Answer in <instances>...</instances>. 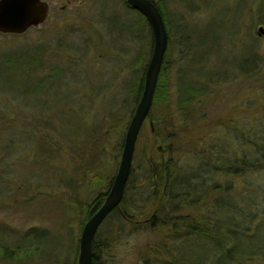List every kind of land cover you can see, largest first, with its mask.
<instances>
[{
    "label": "rangeland",
    "instance_id": "obj_1",
    "mask_svg": "<svg viewBox=\"0 0 264 264\" xmlns=\"http://www.w3.org/2000/svg\"><path fill=\"white\" fill-rule=\"evenodd\" d=\"M54 2L39 26L23 33L0 32V62L5 54L16 56L23 50L33 53L40 47L43 60L33 70L36 78L48 73L52 64L63 69L60 80L47 84L40 94L20 91L31 84L32 77L20 66L10 69L9 83L0 78V264L46 263L45 256L38 261L18 262L7 254L33 227L61 235L62 245L53 253L62 264L70 241L80 234L78 204L75 201V207L71 205L72 189L65 182L81 183V129L101 127L97 134L104 146L101 172H114L121 154L120 134L107 131L106 121L110 112L123 106L124 80L134 70L132 59L139 50L144 57L150 55L149 40L141 42L131 32L117 30L109 23L112 16L123 23L138 18L137 11L122 0H70L64 8H60L61 0ZM260 2L166 3L172 25L169 99L174 112L178 70L186 63L179 59L183 46L176 24H185L190 42L202 37L197 48L207 50L203 61L207 92L199 102L202 117L185 120L172 113L171 124L177 134L174 157L180 164H193L195 156L215 162L210 158L219 153L223 160L226 158V165L239 166L240 170L244 167L245 173L238 176L221 169L217 172L208 165L203 177L207 185H220V198L235 201L234 213L242 215L244 207V219L251 226L264 224V165L254 171L247 169L264 153V7L259 8ZM259 26L263 28L260 32ZM142 31L148 35L146 23ZM130 108L120 111L125 116L122 127L131 118ZM150 122L152 125L149 118L144 121L141 142L153 139ZM87 184L74 196L78 202L87 195ZM225 187L230 190L223 191ZM253 187L260 191L255 201L249 199ZM165 232L121 233L102 258L107 264H154V259L167 258L163 250L154 254L162 242L170 245L164 239ZM261 259L256 257L252 264H264Z\"/></svg>",
    "mask_w": 264,
    "mask_h": 264
},
{
    "label": "trees",
    "instance_id": "obj_2",
    "mask_svg": "<svg viewBox=\"0 0 264 264\" xmlns=\"http://www.w3.org/2000/svg\"><path fill=\"white\" fill-rule=\"evenodd\" d=\"M122 1L130 7L125 0ZM167 1L153 0L163 16L168 33L167 48L147 116L152 121L150 130L153 139L150 143L141 142V128L123 198L105 218L95 234L92 242L91 264H107V261L102 258L103 253L121 233L154 232L162 229L166 231L164 239L169 240L170 245H167L166 241L162 242L158 249H154V254H156L155 251L160 254L163 250L167 258H170L168 260L167 258L154 259V264H252L258 256L264 260V224L259 222L251 226L246 222L244 217L247 213L244 207H242V215L234 213L235 201L220 198L222 191L220 185L217 183L207 185L203 177L208 171V165L217 172L221 169L238 176L245 173L244 167L240 170L239 166L233 168L234 165H226V158L223 160L219 153L210 158V160L214 158L215 162H208L207 158L201 159L195 156L193 164L190 162L180 164L179 158L174 157L177 134L171 124L172 113H179L185 120L202 117L199 102L207 92L208 81L204 78L206 72L203 65L207 50L200 52L197 48L200 46L197 42H200L202 37H197V40L190 42L185 24L181 21L176 24L180 32V43L183 46L179 50V59L186 63L181 64L178 70L174 112L169 99V67L173 40ZM263 7L264 0H261L259 8L263 9ZM136 11L138 18L134 21L118 22L112 16L109 23L117 30L131 32V35L141 42L149 40L151 53L153 44L151 27L146 17L138 10ZM145 23L148 26V35L142 31ZM149 56L144 57L143 51L139 50L136 57L132 59L134 70L124 80L126 97L123 99V106L121 110L110 112L109 119L106 121L107 131L120 134L121 150L125 133L123 127H127L129 120L122 127L125 116L120 111L131 105L128 114L131 117L142 90L144 71ZM42 60L43 54L40 47L33 53L23 50L16 56L5 54L0 62V78L2 76L4 81L9 83L10 69L20 66L25 72L32 74L31 84L23 86L20 91L40 94L47 84L60 80L63 71L62 65L52 64L48 73L36 78L33 70L42 65ZM194 66L197 67L193 69ZM100 128V126H94L81 129L78 153L82 171L81 183L76 185L71 180L65 182V185L72 189L69 196L71 205L75 207V201L78 204L77 217L80 232L85 221L103 201L116 171L108 175L101 172V155L104 146L103 139L97 135ZM117 128L122 130L117 131ZM241 162L243 165L246 164L244 158ZM263 165L264 153L255 161H251L247 169L254 171V169L262 168ZM232 168L233 171H230ZM92 169L98 172L93 174ZM87 178L88 181H86ZM85 183H88L85 188L87 195L80 197L78 202L74 196L81 194L80 188H83ZM229 190L228 187L223 189L225 192ZM252 190L249 199L255 201L254 198L255 196L258 198L260 191L255 187ZM208 200L211 202L209 205ZM236 202L238 203L237 199ZM61 241H63L61 235H51L47 228L33 227L16 245L10 247L7 254L18 262H25L28 259L38 261L45 256L47 258L45 264H59V258L53 250L56 251L58 245L61 247ZM78 242L79 237L70 241L62 264H76ZM1 252L4 253L5 250L2 249Z\"/></svg>",
    "mask_w": 264,
    "mask_h": 264
},
{
    "label": "water",
    "instance_id": "obj_3",
    "mask_svg": "<svg viewBox=\"0 0 264 264\" xmlns=\"http://www.w3.org/2000/svg\"><path fill=\"white\" fill-rule=\"evenodd\" d=\"M125 1L148 20L153 36L152 50L144 71L140 96L124 133L122 150L111 185L101 204L89 216L81 229L76 264H91L92 242L95 234L105 218L123 198L137 138L152 105L168 43V33L163 16L153 0ZM68 2L70 0H61L60 8H64ZM54 3V0H0V32L23 33L31 26H39L47 19ZM262 30V26H259V32ZM150 126H152L151 122Z\"/></svg>",
    "mask_w": 264,
    "mask_h": 264
},
{
    "label": "flooded vegetation",
    "instance_id": "obj_4",
    "mask_svg": "<svg viewBox=\"0 0 264 264\" xmlns=\"http://www.w3.org/2000/svg\"><path fill=\"white\" fill-rule=\"evenodd\" d=\"M53 5H54V4H53ZM53 5H52V6H53ZM1 128H2V130H3V129H5V127H4V126H3V127H1ZM9 128L11 129V128H12V126H11V127L9 126Z\"/></svg>",
    "mask_w": 264,
    "mask_h": 264
}]
</instances>
